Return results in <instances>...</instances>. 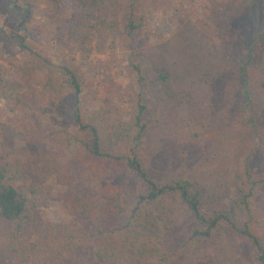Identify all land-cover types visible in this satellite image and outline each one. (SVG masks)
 <instances>
[{"label": "trees", "instance_id": "obj_1", "mask_svg": "<svg viewBox=\"0 0 264 264\" xmlns=\"http://www.w3.org/2000/svg\"><path fill=\"white\" fill-rule=\"evenodd\" d=\"M1 1L13 30L0 34V42L35 62L33 69L49 73V97L39 111L71 110L78 132L37 131L26 123L16 128L25 145L14 152L15 161L0 162V264H28L35 253L51 264H264V169H255L257 158L264 157V128L247 89L245 66L238 114L249 140L238 157L233 195L208 194L199 182L184 178L160 184L143 156L148 107L142 100L129 121L116 113L85 119L82 74L34 51L26 34L33 17L27 0ZM54 2L81 11L63 22L59 39L83 58L93 54L98 34L133 49L148 25L141 0ZM151 58L159 82L168 85L163 61ZM134 69L142 74L140 66ZM25 76L11 74L2 81L11 89ZM168 96L159 98L164 108L173 99ZM54 177L64 187L59 199L70 218L61 236L62 226L39 212L52 202L42 186ZM87 253L90 262L83 260Z\"/></svg>", "mask_w": 264, "mask_h": 264}, {"label": "rangeland", "instance_id": "obj_2", "mask_svg": "<svg viewBox=\"0 0 264 264\" xmlns=\"http://www.w3.org/2000/svg\"><path fill=\"white\" fill-rule=\"evenodd\" d=\"M27 2L33 17L26 34L34 51L83 76L85 119L116 113L129 121L142 100L148 107L143 156L155 180L161 184L184 178L199 182L208 194L233 195L238 157L249 140L238 114L245 90L244 66L247 89L264 128V0H141L148 25L133 49L98 34L89 58L59 39L63 22L75 20L79 9L54 0ZM8 17L0 0V34L13 30ZM152 56L159 57L170 73L168 85L154 73ZM34 66L14 45L0 42V162L15 161L14 152L25 145L16 132L23 123L37 131L78 132L71 110L39 111L49 97L45 90L49 73ZM137 66L141 75L134 69ZM11 74L25 77L18 87L9 89L2 80ZM168 95L173 99L164 108L159 98ZM255 169H264V157L257 158ZM42 187L50 192L52 202L39 210L40 215L62 226L61 236L63 226L70 223L59 199L64 187L56 177ZM32 257L28 264L52 262L39 253ZM84 259L90 262L92 255L83 254Z\"/></svg>", "mask_w": 264, "mask_h": 264}]
</instances>
